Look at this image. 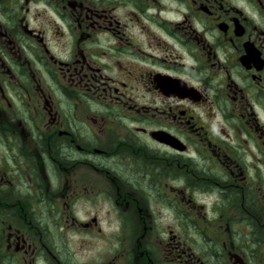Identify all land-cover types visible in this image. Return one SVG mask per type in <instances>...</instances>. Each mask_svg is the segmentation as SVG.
Masks as SVG:
<instances>
[{"label":"flooded vegetation","instance_id":"1","mask_svg":"<svg viewBox=\"0 0 264 264\" xmlns=\"http://www.w3.org/2000/svg\"><path fill=\"white\" fill-rule=\"evenodd\" d=\"M0 264H264V0H0Z\"/></svg>","mask_w":264,"mask_h":264},{"label":"rangeland","instance_id":"2","mask_svg":"<svg viewBox=\"0 0 264 264\" xmlns=\"http://www.w3.org/2000/svg\"><path fill=\"white\" fill-rule=\"evenodd\" d=\"M160 210L162 211V213H164V212H165V209H163V208H160Z\"/></svg>","mask_w":264,"mask_h":264}]
</instances>
